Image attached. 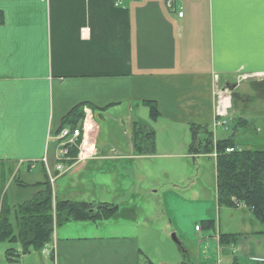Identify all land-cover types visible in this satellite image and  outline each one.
<instances>
[{
    "label": "crops",
    "instance_id": "obj_1",
    "mask_svg": "<svg viewBox=\"0 0 264 264\" xmlns=\"http://www.w3.org/2000/svg\"><path fill=\"white\" fill-rule=\"evenodd\" d=\"M84 27H89L85 37ZM263 77L264 0H0V160L12 165L14 172L40 163L44 179L21 184L38 191L33 184L66 171L56 168V131L73 108L89 106L97 120L96 151L83 163L92 172L95 187L80 188L81 194L90 196L82 197L87 199H75L69 191L60 196L119 205L121 186L95 184L96 170L101 173L98 162H132L123 165L126 169H116L141 180L144 169L135 161L193 156L191 125L213 131L215 87L233 92L242 81H251L264 88ZM146 100L157 102L156 120L151 119ZM239 120L248 124L246 118ZM135 122L155 131L154 154L135 151ZM226 207L241 213L242 225L238 221L227 225L201 243L214 244L218 253H236L232 264H239L238 255L264 264L263 224L257 226L245 206ZM129 217L134 223L138 213L132 210ZM122 223L127 222L109 227L106 237L85 224L81 226L85 233L77 238L58 231L56 242L52 239L44 248L57 264H191L183 260L192 256L194 247L182 242L178 261L155 263L137 236L117 235L125 232ZM220 233L240 236L234 245H222Z\"/></svg>",
    "mask_w": 264,
    "mask_h": 264
},
{
    "label": "rangeland",
    "instance_id": "obj_2",
    "mask_svg": "<svg viewBox=\"0 0 264 264\" xmlns=\"http://www.w3.org/2000/svg\"><path fill=\"white\" fill-rule=\"evenodd\" d=\"M260 84L264 85V82ZM255 85L251 81H242L239 83V87L232 92L236 96L233 97L231 93V107L225 116L227 123L218 126L212 132L213 142L220 137L232 136L237 145L241 143L239 148L264 149V88ZM239 92L247 94L242 95ZM239 117L246 118L248 124H240ZM202 135L204 136V134ZM130 164L132 162L113 163L109 160L98 162L96 165L101 169V173L96 170L95 184L100 185V183L106 182L113 184V186H121L118 188L121 198L117 203L124 210L120 215L117 218L109 219V221L104 220L99 225L75 220L66 222L55 228L54 243L58 231L64 232L63 235L71 234L73 238L79 237L81 233L86 231L81 227L83 224L93 228L97 235L106 237L105 235L109 236L107 234L109 227L120 228L118 222L125 220L127 223H122L126 224L124 225L125 232L119 231L117 235L137 236L145 255L155 263L166 259L170 262L178 261L176 255L181 251V242L183 245L194 247L192 256L183 260L185 263H233L236 253H224V251L218 253L214 244L206 241L201 243L203 237L213 234L214 231L218 232L219 229L224 231L227 225H234L237 221L242 225L241 213H232L235 211L218 204L214 155L159 156L144 161H135L136 166L144 169L145 178L141 180L133 178L128 172L119 173L116 169V167L126 169L127 167L123 165L129 166ZM50 166L53 167V164L51 163ZM64 166L67 168L68 164ZM91 173L88 167L84 168L83 162L67 169L58 178L55 177L52 182L54 196L59 193L58 198H61L60 193L69 191L75 199H87L90 196L81 194L79 190L80 188L94 189L95 185L92 181L94 178L91 177ZM44 177L45 171L40 163L29 170L26 165L22 166L18 172L17 180L11 183L8 188L7 199L9 203L18 204L31 199L37 188L30 185L23 186L21 183H33L43 180ZM80 184L85 187H79ZM132 210L138 213L137 221L134 223L128 222L131 220L129 214ZM252 217L253 215H251ZM210 219L215 221V230L204 227L205 220ZM255 222L257 226L262 224L257 219ZM196 225L201 226L203 234L196 231ZM65 230H67L66 233ZM59 236L62 237L60 234ZM108 245L110 243L106 244V246ZM11 248L22 252L18 242L0 241V264H8L6 252ZM46 252L44 247L41 250L32 249L31 252L21 255L19 263L57 264L53 257ZM113 252L114 249H110L109 255L111 256ZM206 256L208 258H205ZM105 259L109 258L106 257ZM114 260L115 258H113ZM237 261L239 264H252L250 260L239 255Z\"/></svg>",
    "mask_w": 264,
    "mask_h": 264
},
{
    "label": "trees",
    "instance_id": "obj_3",
    "mask_svg": "<svg viewBox=\"0 0 264 264\" xmlns=\"http://www.w3.org/2000/svg\"><path fill=\"white\" fill-rule=\"evenodd\" d=\"M145 103L149 107L151 119L156 120L160 116L157 102L146 100ZM82 107L79 105L73 108L60 128L78 126L84 116ZM191 133L189 151L193 157L216 153L218 204L230 207L245 205L254 217L264 224V149H235L237 143L232 136L220 137L213 142V133L207 126L201 128L193 124ZM199 133H204V136L201 137ZM133 143L137 153L154 154L155 131L135 122ZM229 147L234 150L228 152ZM75 154L76 150H72L71 155ZM18 172L19 170L14 172L12 165L0 160V241L18 242L22 250L18 252L17 249H8V264H20L22 254L45 247L53 239L55 225L59 226L71 220L98 223L117 218L121 213L120 206L113 203L102 202L93 205L55 197L48 179L33 184L39 189L31 199L16 205L10 204L7 191L9 185L17 180ZM204 227L215 230V221L205 220ZM239 236L238 233H220L219 242L231 246L238 241ZM147 264L154 263L149 261Z\"/></svg>",
    "mask_w": 264,
    "mask_h": 264
},
{
    "label": "built area",
    "instance_id": "obj_4",
    "mask_svg": "<svg viewBox=\"0 0 264 264\" xmlns=\"http://www.w3.org/2000/svg\"><path fill=\"white\" fill-rule=\"evenodd\" d=\"M169 6L173 7L172 2H169ZM179 16L183 15V11H178ZM89 33V27H84L81 29V35L83 37L87 36ZM217 102L215 110L214 126L225 125L226 121L223 119L230 108V93L227 89H215ZM84 116L81 123L77 127H64L56 133L57 140V155L56 160L57 170H64L65 162H70V166L76 165L80 162H85L86 160L92 158L96 151L95 146V133L97 128V122L94 116L92 108L89 106H84L83 108ZM76 150V154L71 155V151ZM234 148H227L228 152L233 151ZM44 162L47 164V158H43ZM53 181L54 178L51 177Z\"/></svg>",
    "mask_w": 264,
    "mask_h": 264
},
{
    "label": "water",
    "instance_id": "obj_5",
    "mask_svg": "<svg viewBox=\"0 0 264 264\" xmlns=\"http://www.w3.org/2000/svg\"><path fill=\"white\" fill-rule=\"evenodd\" d=\"M174 239H175V237H174ZM176 240V239H175ZM177 241V240H176Z\"/></svg>",
    "mask_w": 264,
    "mask_h": 264
}]
</instances>
